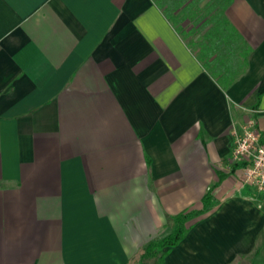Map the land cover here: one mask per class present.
I'll use <instances>...</instances> for the list:
<instances>
[{
	"label": "crops",
	"instance_id": "crops-1",
	"mask_svg": "<svg viewBox=\"0 0 264 264\" xmlns=\"http://www.w3.org/2000/svg\"><path fill=\"white\" fill-rule=\"evenodd\" d=\"M197 1L240 37L218 76L171 18ZM249 108L264 135V0H0V264H129L210 189L151 264H264Z\"/></svg>",
	"mask_w": 264,
	"mask_h": 264
},
{
	"label": "trees",
	"instance_id": "trees-1",
	"mask_svg": "<svg viewBox=\"0 0 264 264\" xmlns=\"http://www.w3.org/2000/svg\"><path fill=\"white\" fill-rule=\"evenodd\" d=\"M195 5V7H187L183 9L182 13L178 16H170L180 32L186 38H192L189 44L193 48L195 46V49L200 52L201 59L205 66L208 67L215 76H218L215 69L211 68V63H216L222 60V57L225 54L233 59L234 52L237 51L238 47H227L228 42L226 39L228 36H233L235 45H237L240 42V37L227 22L224 8L217 6L215 3L212 4L210 1L205 4L206 7H200L198 1ZM187 19L192 21V24L187 26L181 25V23ZM199 33L201 34L202 39L194 40V37ZM242 50L243 48H241L240 51ZM233 80L230 82L228 81V84H231ZM212 204L213 196L210 189L203 198V207L201 209L185 210L174 216L172 218L174 223L173 231L166 236L150 242L144 248L142 254L129 264H151L154 259L159 261L163 260L169 251L164 249H170L176 246L188 232L191 226L190 222L200 217V215L206 212Z\"/></svg>",
	"mask_w": 264,
	"mask_h": 264
},
{
	"label": "built area",
	"instance_id": "built-area-1",
	"mask_svg": "<svg viewBox=\"0 0 264 264\" xmlns=\"http://www.w3.org/2000/svg\"><path fill=\"white\" fill-rule=\"evenodd\" d=\"M257 109H247V118L233 128V164L240 165V181L250 185L264 201V135L257 127Z\"/></svg>",
	"mask_w": 264,
	"mask_h": 264
}]
</instances>
